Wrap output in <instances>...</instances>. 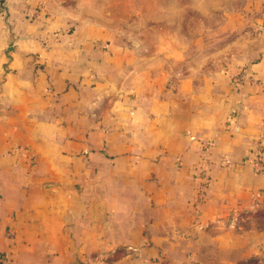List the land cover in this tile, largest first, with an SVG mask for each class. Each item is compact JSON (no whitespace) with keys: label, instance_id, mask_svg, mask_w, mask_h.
<instances>
[{"label":"crops","instance_id":"0c3cea01","mask_svg":"<svg viewBox=\"0 0 264 264\" xmlns=\"http://www.w3.org/2000/svg\"><path fill=\"white\" fill-rule=\"evenodd\" d=\"M84 1L0 4V264H264V0L179 77Z\"/></svg>","mask_w":264,"mask_h":264},{"label":"rangeland","instance_id":"374dc122","mask_svg":"<svg viewBox=\"0 0 264 264\" xmlns=\"http://www.w3.org/2000/svg\"><path fill=\"white\" fill-rule=\"evenodd\" d=\"M250 1L85 0L75 10L84 25L98 26L102 36L138 51L141 65L175 61L179 77L183 69L196 67L206 54L220 52L236 39L237 32L224 34L222 25L236 20L239 10L251 7Z\"/></svg>","mask_w":264,"mask_h":264},{"label":"built area","instance_id":"2783aa9c","mask_svg":"<svg viewBox=\"0 0 264 264\" xmlns=\"http://www.w3.org/2000/svg\"><path fill=\"white\" fill-rule=\"evenodd\" d=\"M212 143L210 141H207L203 144L204 149H208V147H210ZM19 149V148H18ZM17 149V150H18ZM19 151H22L21 149H19ZM261 154H262V148H258L257 151L255 152V159H254V165L257 171H261V169L263 168L262 166V162H261ZM199 175L202 178V183L199 185L198 187V202L197 203H201L202 200L205 198L204 195L206 193V189L208 188L209 184H210V177H208V174L206 173V170L204 169H200L199 170ZM2 260V257L0 255V262Z\"/></svg>","mask_w":264,"mask_h":264},{"label":"water","instance_id":"95a60500","mask_svg":"<svg viewBox=\"0 0 264 264\" xmlns=\"http://www.w3.org/2000/svg\"><path fill=\"white\" fill-rule=\"evenodd\" d=\"M0 4L2 7H4V3H3V0L0 1ZM5 8V7H4Z\"/></svg>","mask_w":264,"mask_h":264}]
</instances>
